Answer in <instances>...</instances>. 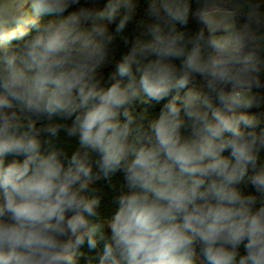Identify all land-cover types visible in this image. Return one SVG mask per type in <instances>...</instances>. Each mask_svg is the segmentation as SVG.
Here are the masks:
<instances>
[{"label":"clouds","instance_id":"9594fccd","mask_svg":"<svg viewBox=\"0 0 264 264\" xmlns=\"http://www.w3.org/2000/svg\"><path fill=\"white\" fill-rule=\"evenodd\" d=\"M198 2L0 0V264H264V11Z\"/></svg>","mask_w":264,"mask_h":264},{"label":"trees","instance_id":"16d2710c","mask_svg":"<svg viewBox=\"0 0 264 264\" xmlns=\"http://www.w3.org/2000/svg\"><path fill=\"white\" fill-rule=\"evenodd\" d=\"M91 2L92 0H81V4H85V5H90ZM252 2H255V0H252ZM97 3L99 6H102L103 0H97ZM147 6H148L147 0H139L138 12H137L138 18L144 16V12ZM198 6H199L198 0H192L193 9L195 10ZM247 11H248V4L245 3L244 7L242 8V13H246ZM261 11H264V0H261ZM240 20L241 21L243 20V15L240 17ZM197 28H198V25L195 23V21L190 22V25H189L190 31L194 32ZM134 29H135V26L130 25L128 29V34L134 35ZM123 51H126V48L124 47L121 41L117 40V52H116L117 58L119 57V54L122 53ZM251 111L257 112V113L264 112V106H262L259 109H252ZM105 207L109 209L112 207L110 197L105 200Z\"/></svg>","mask_w":264,"mask_h":264}]
</instances>
